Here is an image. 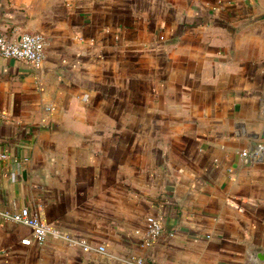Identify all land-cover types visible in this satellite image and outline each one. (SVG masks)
<instances>
[{"label": "crops", "instance_id": "obj_1", "mask_svg": "<svg viewBox=\"0 0 264 264\" xmlns=\"http://www.w3.org/2000/svg\"><path fill=\"white\" fill-rule=\"evenodd\" d=\"M263 7L0 0L8 38L45 37L38 67L0 56V212L105 245L22 244L0 213V264H264V19L245 23Z\"/></svg>", "mask_w": 264, "mask_h": 264}, {"label": "built area", "instance_id": "obj_2", "mask_svg": "<svg viewBox=\"0 0 264 264\" xmlns=\"http://www.w3.org/2000/svg\"><path fill=\"white\" fill-rule=\"evenodd\" d=\"M45 37L39 32H22L18 37L11 39L0 30V56L13 57L24 60L34 67H38L44 57ZM262 144L258 143L256 148L243 150L241 154L250 160H259L261 158ZM7 154L0 153V157ZM232 204L241 208L239 204L232 201ZM3 216L8 217L16 222L26 224L30 227L31 236H24L20 239L22 244H30L32 240L42 243L48 236H62L69 243L79 246L82 250H94L100 253L105 252L104 244H91L83 236H74L61 231L51 222L45 220L37 211L30 212L27 206H21L14 211H2ZM162 230L161 219L155 214L145 216V229L142 244L150 245L160 234ZM173 232H169L172 235ZM126 264H151L141 256H125L123 258Z\"/></svg>", "mask_w": 264, "mask_h": 264}, {"label": "water", "instance_id": "obj_3", "mask_svg": "<svg viewBox=\"0 0 264 264\" xmlns=\"http://www.w3.org/2000/svg\"><path fill=\"white\" fill-rule=\"evenodd\" d=\"M259 19H264V7L261 9L260 12L252 15L249 19H247L245 21V23H249V22H253V21H256V20H259ZM259 138H264V123L261 127V130L260 132L258 133L257 135Z\"/></svg>", "mask_w": 264, "mask_h": 264}]
</instances>
